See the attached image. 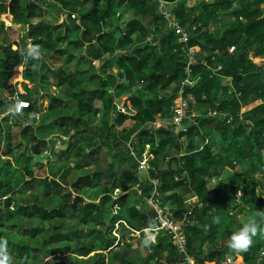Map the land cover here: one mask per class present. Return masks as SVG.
Listing matches in <instances>:
<instances>
[{"label": "trees", "instance_id": "1", "mask_svg": "<svg viewBox=\"0 0 264 264\" xmlns=\"http://www.w3.org/2000/svg\"><path fill=\"white\" fill-rule=\"evenodd\" d=\"M163 1L172 8L177 0ZM186 1L172 9L178 23L191 31L189 45L201 50L183 87V95L194 97L192 109L199 114H190L176 132L170 125L152 126L157 117H170L185 79V55L176 37L165 31L155 3L11 0L5 5L0 0V115L5 114L0 117V237L8 239L16 264H185V255L168 236H157L149 247L142 244V230L156 217L145 202L154 188L166 211L176 218L190 211L198 221L185 231L186 255L196 264L226 256H239L237 262L242 257L244 264H264V235L254 237L247 252L236 254L227 247L231 234L244 224L237 216L245 209L264 210V0L201 1L196 7V1ZM187 3L194 7L186 8ZM53 6L78 20L44 23L47 8ZM7 14L12 16L10 25L1 18ZM224 16L233 20L222 32L209 33V20ZM149 35L155 46L146 41ZM29 42L40 45L44 55L24 63L18 49ZM230 46H235L232 54L227 52ZM215 51L222 55L211 62L223 65L218 79L209 78L201 63L204 53ZM56 58H69L74 64L55 68L51 60ZM100 59L95 67L93 62ZM19 80L22 92L17 90ZM88 84L91 89L82 87ZM51 87L71 95L39 96ZM15 96L30 105L22 115L8 113ZM122 96L130 104H124L126 113L117 108ZM42 110L49 118H31ZM209 110L219 115L210 117ZM224 115L232 116L231 123ZM10 118L17 119L14 127ZM69 130L72 135L62 138ZM98 133L107 149L111 139L122 142L117 154L129 173L126 181L101 186L99 163L90 169L81 160L84 155L64 159L74 139L83 154L91 156L84 136ZM59 143H66L59 153L63 165L37 175L32 160ZM23 144L28 150L20 161L14 150ZM144 156L151 168L139 182L136 159ZM44 168L37 167L42 172ZM80 170L83 173L72 181L70 173ZM213 177L220 181L212 183ZM117 189L122 196H114ZM237 189L243 191L241 204L234 199ZM115 225L118 236L113 234Z\"/></svg>", "mask_w": 264, "mask_h": 264}, {"label": "built area", "instance_id": "2", "mask_svg": "<svg viewBox=\"0 0 264 264\" xmlns=\"http://www.w3.org/2000/svg\"><path fill=\"white\" fill-rule=\"evenodd\" d=\"M152 3L156 4L157 10L159 14L161 15L163 21H164V27L165 31L172 33L176 39L177 44L180 46V51L184 53L185 60H184V67L183 72L185 75V79L182 82L181 87L178 89L176 97L173 99L172 104L170 106V117L167 119H162L160 117H157L155 122L152 124L153 128H159L162 124L170 125L172 126L176 132H178L181 129L182 121L188 118V116L191 114L192 116L198 115L199 113L195 112L192 109V106H195V99L191 95H183V87L188 83L190 80V76L192 74V69L197 62V56L201 54L200 48L196 45L190 46L189 42L191 40L192 34L191 31L181 26L178 23V20L176 19V16L174 14V11L171 7L167 5V3L163 0H151ZM71 19H77L78 16L75 14L68 15L67 12H64L62 14V21H64L67 18ZM6 22V21H5ZM7 25H10L9 22H6ZM153 35H149L146 37V41L151 44L152 46H155L157 42H153ZM235 51V46H230L227 49V52L232 54ZM209 56V60L206 58ZM222 56L220 52L215 51L213 53H210L207 55L206 53L203 54V58L201 60L202 65L206 67V69L209 71V78H215L218 79L221 77L223 72V65L221 63L216 64L215 66L211 65V62H215L216 57ZM25 67L22 68L24 70ZM116 72V70H114ZM120 83H123V79H119ZM172 89L167 90V93L171 94ZM240 94L237 93V96ZM16 97V96H15ZM127 97V96H126ZM128 98V97H127ZM127 102V105L130 106L129 102ZM28 103V102H27ZM117 108L118 111L126 113L124 106L119 108L118 102H117ZM245 111V108H242L240 113H243ZM208 115L210 117L218 116V112L216 110H209ZM224 119L226 123H231L232 116L230 115H224ZM127 146L131 152V154H134V148L133 146L128 142ZM137 160V171L136 176L139 182H142L144 180V177H148L149 171H150V165L147 160V158L144 156L142 159ZM150 180V179H149ZM220 181V178L213 177L211 179L212 183H216ZM152 185H156V181H151ZM134 190L137 194V196L141 193V188L139 184H137L134 187ZM237 193H241L242 195H237ZM243 197V191L241 189H237L234 193V199L235 202L241 204V199ZM146 204L153 209L156 212V217L152 219V221H155L157 226L161 227V231L159 235L161 236H168L171 239L172 244L176 247L177 251L181 254H184V262L185 264H196L195 260L186 255V236L185 231L188 227L197 224L198 221L190 216V211H185L181 214L180 218H176L171 213L165 210V208L161 207L160 200L158 198V195L156 193L155 188L153 189L151 195L145 199ZM158 235V236H159ZM261 257L264 256V248L261 250ZM238 263V262H237ZM235 259H232L229 256H226L223 260L219 262L215 261H208L204 262V264H237ZM244 264V263H240Z\"/></svg>", "mask_w": 264, "mask_h": 264}, {"label": "rangeland", "instance_id": "3", "mask_svg": "<svg viewBox=\"0 0 264 264\" xmlns=\"http://www.w3.org/2000/svg\"><path fill=\"white\" fill-rule=\"evenodd\" d=\"M3 18V17H1ZM126 18V17H125ZM13 49H15L13 47ZM81 53H77L76 55H80ZM69 60L71 63H68ZM66 61L64 59L60 60L59 58L53 59L51 60V64L53 67L58 68L61 67L62 65L64 66H68L69 68L72 67V65L74 64L73 61H71V59H67ZM102 59L100 60H95L93 62V64L95 65V67H98L101 64ZM21 81H18L17 84V90L18 92H22V87H21ZM91 84L88 85H83L82 87L86 88V89H91ZM169 90V88L167 89ZM63 91V93H62ZM74 93H78L77 90L74 91ZM51 95L52 97H62L63 95H71L70 92H68V90H59V89H55L53 87L50 88V90L48 92H40L39 96H49ZM72 98V97H71ZM71 105H74V99H71ZM73 100V101H72ZM117 101V100H116ZM127 97L126 96H122L119 99L118 102V106L119 108L122 109V107L124 106V104H127ZM44 108L48 105L47 102L43 103ZM52 115H57L56 111H53L51 113ZM39 118L36 119L37 122H41L43 119H47L49 118V113L47 112V110H42L41 113L38 114ZM5 116V114L0 115V117ZM51 116V115H50ZM10 123H12V127H14L17 119L15 118H10L9 119ZM16 121V122H15ZM73 131L69 130V134L67 136H62V138H66L68 139L71 135H72ZM88 141V150L91 151V156H87L85 154H83L82 148H80V145L78 144V142L75 141V139L73 140V144L70 146V148L68 149V153L67 156L64 159H74L77 155H84L82 162L84 163H88L89 168H93L95 163H99L101 170L103 171L102 175L99 176V185L103 186L106 182L108 183H115V184H119L121 182L126 181L127 179H129V173L127 172V170L124 168V165L122 166V158L117 154V150H119L121 147H119L118 145H122V142L117 141L116 139H111L109 141L110 146L107 149L106 146V140L103 137V135H101L100 133L95 134V136L86 134L84 136ZM15 141V139H14ZM66 148V143L64 144H58L55 145L53 148H51L50 146H48V149L46 151H44L43 156L41 158H39L37 161H35L34 159L32 160V169H34L36 171L37 175H46L49 167L51 166L52 169L54 171H56L57 169H59L62 165H63V161L59 158V153L63 150H65ZM27 150L28 148L24 146V144L20 147H18L16 150H14V156L16 158H18V160L23 161L26 154H27ZM98 150V152H97ZM105 152H107V156H105ZM37 163H39V165H44V170L43 172L40 171L39 169H37V167L39 165H37ZM91 172L93 170H90ZM110 171V172H109ZM79 173H83L82 170L80 171H72L70 173V178L72 181H75L77 179V177L79 176ZM41 177V176H40ZM122 196L123 193H121L120 191L118 192L117 190L114 192V196ZM117 198V197H116ZM3 205H0V207ZM8 209L10 211H12L13 206L10 205L8 206ZM257 210L254 209H245V212L243 214L238 215V219H241L242 217H246L245 218V223L249 220V219H257L258 217H256L254 214ZM113 234L115 236H118V227L115 225L114 229H113ZM93 256V253L90 255V257ZM84 259H87V257H85ZM237 259L238 256L236 257L235 261L237 263ZM242 261V259H241ZM18 261L15 259V264ZM241 263V262H240ZM237 263V264H240ZM243 263V262H242Z\"/></svg>", "mask_w": 264, "mask_h": 264}, {"label": "clouds", "instance_id": "4", "mask_svg": "<svg viewBox=\"0 0 264 264\" xmlns=\"http://www.w3.org/2000/svg\"><path fill=\"white\" fill-rule=\"evenodd\" d=\"M18 52L24 63H27L29 60H40L44 55L42 47L31 42H29L25 48L18 49ZM35 67L36 65H33V68ZM29 106L30 105L26 101L16 96L14 97V103L8 108V113L12 115H22V110ZM30 115L33 119L39 118L37 113H31ZM117 191L119 192V189H117ZM237 195L242 194L237 193ZM254 215L259 218V222L257 219H249L242 227L233 232L228 239L227 247L236 254L249 251L253 245V238L258 234L264 235V227L261 226V224L264 223V210H258ZM142 231L144 234L142 244L144 247H149L156 243L161 227L157 226L155 221H151L148 227ZM137 234L139 235V233ZM0 264H15V258L9 250L8 239L5 237H0Z\"/></svg>", "mask_w": 264, "mask_h": 264}, {"label": "crops", "instance_id": "5", "mask_svg": "<svg viewBox=\"0 0 264 264\" xmlns=\"http://www.w3.org/2000/svg\"><path fill=\"white\" fill-rule=\"evenodd\" d=\"M10 1L11 0H4L3 3L5 5H8V3ZM179 1H182V0L174 1L172 3V5H171L172 8H176L178 6V4H179ZM192 1H196V4H195V7H196L197 3L201 2V1H204L205 3H213L216 0H188L186 2H192ZM189 7H194V5H191V4L187 3L186 4V8H189ZM57 10H59V6H58V9H55L54 6L53 7H50V8H47L45 17L42 19L43 22L44 23H47V24H59V23H61L62 22V14L64 13V11H61V10L60 11H57ZM199 12H200V9L198 8V9L195 10L194 15H196V16L199 15ZM3 19L6 22L11 23L12 16L9 15V14H7V15H5L3 17ZM231 20H233V17H228V16L227 17L224 16L223 18L217 17L215 20H209V22L207 24V30H208L209 33H220V32L223 31L225 23H227V22H229ZM17 29H19V26H18ZM20 33H23V31L22 32L20 31ZM174 88H175V86L172 85L170 89L173 90ZM178 155H180V154H178ZM245 218L246 217L244 216L240 220L243 223H245L244 222L245 221ZM241 259H242V257H241ZM241 262H243V259H242ZM238 263H240V262H238Z\"/></svg>", "mask_w": 264, "mask_h": 264}, {"label": "water", "instance_id": "6", "mask_svg": "<svg viewBox=\"0 0 264 264\" xmlns=\"http://www.w3.org/2000/svg\"><path fill=\"white\" fill-rule=\"evenodd\" d=\"M219 99H220V96H219Z\"/></svg>", "mask_w": 264, "mask_h": 264}]
</instances>
